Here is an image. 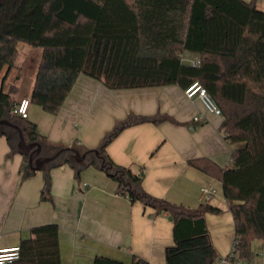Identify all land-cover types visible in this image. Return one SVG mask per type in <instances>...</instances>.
Masks as SVG:
<instances>
[{
  "label": "trees",
  "instance_id": "16d2710c",
  "mask_svg": "<svg viewBox=\"0 0 264 264\" xmlns=\"http://www.w3.org/2000/svg\"><path fill=\"white\" fill-rule=\"evenodd\" d=\"M256 3L257 0H0V76L5 68L9 73L14 67L19 43L40 48L29 103L52 115L60 112L80 75L102 81L111 90L168 85L186 89L199 82L221 110V129L233 146L235 167L222 169L208 159L189 164L222 182L235 223V241L229 256L252 260L253 243L264 241V12ZM186 52L199 55V64L185 61ZM13 94L12 90L0 91V120L10 118L18 123L27 142L43 145L44 155L45 137L35 123L15 113L18 104ZM143 121L158 122L146 117ZM138 122L129 118L122 128ZM15 134L0 127V137L7 135L12 141ZM109 142L106 138L102 145L106 147ZM104 157L114 169L128 172L108 155ZM21 174L22 181L34 174L27 156ZM144 176V170L137 175L126 174L136 193L115 177L120 182L118 192L173 215L175 243L166 249V263L218 264L221 258L212 243L205 214L221 210L204 205L190 211L150 197L141 186ZM49 187L47 179L43 200L50 198ZM30 234L21 241L20 258L9 264H61L57 224L33 227ZM94 264L127 263L97 256ZM130 264L149 263L134 257Z\"/></svg>",
  "mask_w": 264,
  "mask_h": 264
},
{
  "label": "crops",
  "instance_id": "0c3cea01",
  "mask_svg": "<svg viewBox=\"0 0 264 264\" xmlns=\"http://www.w3.org/2000/svg\"><path fill=\"white\" fill-rule=\"evenodd\" d=\"M256 6L264 12V0H257ZM18 50L14 67L9 73L5 68L0 76L1 90H12L16 104L30 99L36 80L35 75L27 94L21 96L15 84ZM184 60L193 65L200 56L186 52ZM145 117L158 122H141ZM129 118L140 122L122 128ZM24 121L37 125L48 156L56 152L55 147L97 149L119 128L103 156L133 175L144 170L141 186L150 197L190 211L204 205L219 208L218 214L206 212L205 220L220 258L231 254L235 223L222 182L189 162L208 159L222 169H233V146L221 129L223 117L209 112L199 99H189L185 89L168 85L111 90L102 81L80 75L58 114L30 103ZM15 135L12 141L7 135L0 137V248L19 247L33 227L57 224L61 264H94L97 256L127 264L134 257L167 264L166 249L175 243L170 212L120 194L119 180L101 169L93 154L86 168H74L62 156L47 172L37 171L22 181L24 156L17 151ZM47 179L50 198L43 200ZM203 189L211 193L203 194ZM252 250V260L241 261L234 255L225 264H264V241L256 240Z\"/></svg>",
  "mask_w": 264,
  "mask_h": 264
},
{
  "label": "water",
  "instance_id": "95a60500",
  "mask_svg": "<svg viewBox=\"0 0 264 264\" xmlns=\"http://www.w3.org/2000/svg\"><path fill=\"white\" fill-rule=\"evenodd\" d=\"M0 127L16 132L17 151L23 156L28 157V164L32 173L37 171L47 172L49 168L53 166L62 156H65V159L72 167L86 168L88 166L87 158L89 155L93 154L99 161L101 169H103L109 176L118 177L123 182L124 187H127L130 192L136 193V190L132 187L131 181L126 179V174H131V171L125 172L123 170L114 169L113 166L106 161L103 156L105 145H101L97 149L88 150L86 152H82L73 147H66L59 149L51 156H45L43 155V145L40 142H27L23 129L18 123L12 121L10 118H3L0 120ZM118 131L119 128H115L108 136V140L110 141L118 133ZM140 196L142 198L147 197L145 194H141Z\"/></svg>",
  "mask_w": 264,
  "mask_h": 264
},
{
  "label": "built area",
  "instance_id": "2783aa9c",
  "mask_svg": "<svg viewBox=\"0 0 264 264\" xmlns=\"http://www.w3.org/2000/svg\"><path fill=\"white\" fill-rule=\"evenodd\" d=\"M200 61L194 62L193 65H198ZM185 95L189 99H199L202 101L206 109L216 115L221 116V110L215 103V101L209 95L207 89L202 86L199 82L192 83L189 87L185 89ZM29 100L23 99L17 106L15 113L18 114L22 119L28 118L29 111ZM198 119V118H197ZM203 194H210L211 192L207 189H203ZM232 256V255H231ZM230 257V256H229ZM233 257V256H232ZM232 257H230L232 259ZM20 258V247L14 248H0V264H9ZM230 262L229 258H223L218 264H225Z\"/></svg>",
  "mask_w": 264,
  "mask_h": 264
},
{
  "label": "rangeland",
  "instance_id": "374dc122",
  "mask_svg": "<svg viewBox=\"0 0 264 264\" xmlns=\"http://www.w3.org/2000/svg\"><path fill=\"white\" fill-rule=\"evenodd\" d=\"M18 48L21 51V57L19 58V62L17 63V66H19L17 73L19 78L16 79L15 84L20 89V95L24 96L29 91L31 84L33 85L34 83L36 70L38 67V62L42 50L40 48H35L25 43H19ZM26 52H28V55L25 56ZM8 80L7 79L4 80V83L11 82V80L10 81ZM2 82H3V78H0V91H1ZM220 257L222 256L220 255Z\"/></svg>",
  "mask_w": 264,
  "mask_h": 264
}]
</instances>
